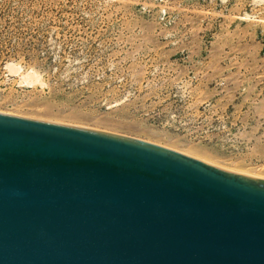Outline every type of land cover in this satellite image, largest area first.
<instances>
[{"label": "rangeland", "instance_id": "rangeland-1", "mask_svg": "<svg viewBox=\"0 0 264 264\" xmlns=\"http://www.w3.org/2000/svg\"><path fill=\"white\" fill-rule=\"evenodd\" d=\"M0 113L264 179V0H0Z\"/></svg>", "mask_w": 264, "mask_h": 264}, {"label": "water", "instance_id": "water-1", "mask_svg": "<svg viewBox=\"0 0 264 264\" xmlns=\"http://www.w3.org/2000/svg\"><path fill=\"white\" fill-rule=\"evenodd\" d=\"M0 264H264V180L0 113Z\"/></svg>", "mask_w": 264, "mask_h": 264}, {"label": "bare ground", "instance_id": "bare-ground-1", "mask_svg": "<svg viewBox=\"0 0 264 264\" xmlns=\"http://www.w3.org/2000/svg\"><path fill=\"white\" fill-rule=\"evenodd\" d=\"M10 67V66H9ZM18 72V69L17 70H15V68H12V66L9 68V73H12V74H16ZM33 77H35V76H33V75H27L26 77H23L22 78V80L23 81H28V80H31V82L32 81H37V78H36V80H35V78L33 79ZM28 83V82H27ZM43 122V121H42ZM53 124H57V123H53ZM68 126V125H67ZM75 127V126H74ZM155 145V144H154ZM158 146V145H157ZM160 147H162V146H160ZM164 148V147H163ZM167 149V148H166ZM170 150V149H169ZM173 151V150H172ZM176 152V151H175ZM178 153V152H177ZM181 154V153H180ZM184 155V154H183ZM187 156V155H186ZM189 157V156H188ZM192 158V157H191ZM194 159V158H193ZM196 160V159H195ZM200 159H198V161H199ZM202 162V161H201ZM205 163V162H204ZM215 166V165H214ZM260 179V178H259ZM264 180V179H263Z\"/></svg>", "mask_w": 264, "mask_h": 264}]
</instances>
